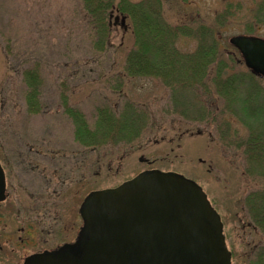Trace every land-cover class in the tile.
I'll return each mask as SVG.
<instances>
[{
	"label": "rangeland",
	"instance_id": "1",
	"mask_svg": "<svg viewBox=\"0 0 264 264\" xmlns=\"http://www.w3.org/2000/svg\"><path fill=\"white\" fill-rule=\"evenodd\" d=\"M240 1L244 6L253 2ZM224 2L164 0L163 5L166 19L173 25L183 21L184 11L194 10L213 26L214 11ZM84 16L81 0H0V157L20 163L25 155L18 151L39 149L42 154L36 157L31 151L30 159L45 164V176L49 168L55 169L57 208H67L77 223L81 222L79 207L85 192L117 186L144 169L182 174L203 188L221 216L232 264L253 261L264 246L263 227L255 228L252 218L256 197L264 191V170L251 164L242 148L229 144L245 140L250 129L202 88L198 89L200 100L194 90L181 88L182 83L173 84L176 93L153 77H136L127 84L123 79L121 83L126 53L134 46L133 34L124 32L118 23L110 44L99 50ZM239 19L237 14L220 32L228 45L226 56L229 52L238 58L229 70L242 79L239 72L248 69L229 41L233 35L246 33ZM257 34L264 37V26ZM178 46L192 51L196 41L180 39ZM26 69H37L41 77V109L36 113L29 111L25 98ZM259 79L255 85L239 80L238 100L251 102L240 112L245 120L259 124L256 131L262 134L264 78ZM128 102L148 118L138 138L98 149L86 148L75 139L68 107L80 110L93 122L98 108L115 105L119 112ZM200 106L202 111H198ZM226 120L232 129L230 137L222 128ZM25 175L27 179L41 176L32 171Z\"/></svg>",
	"mask_w": 264,
	"mask_h": 264
},
{
	"label": "trees",
	"instance_id": "2",
	"mask_svg": "<svg viewBox=\"0 0 264 264\" xmlns=\"http://www.w3.org/2000/svg\"><path fill=\"white\" fill-rule=\"evenodd\" d=\"M81 1L84 17L91 26L97 49L103 50L110 44L112 29L118 23L124 32L130 30L133 34L134 46L126 53L124 68L120 74L121 83L124 82L123 79L127 84L136 77H153L165 82L174 89V93L177 90L173 84L182 83L181 88L194 90L200 100L199 88L206 93L210 92V96H213L211 100L222 101L224 111L239 122H244L250 129L245 140H231L229 144L242 148L249 162L256 163V166L264 170V133L259 134L256 131L259 124L245 120L240 112V108L251 106V102L238 100L241 91L239 80L244 79L248 84L255 85L256 80L260 79L249 70L239 72L242 79L238 78L237 72L229 70L230 65L238 58L234 59L229 52L226 56L228 45L220 32V29L230 26L231 20L238 14L244 32L257 33L264 26V0H253L246 6L240 0H224V5L214 11L213 26L204 21L200 11L194 13V10L184 11L183 21L176 25L171 24L164 13V0ZM184 38H193L196 41L195 49H181L178 42ZM24 80L28 87L25 96L28 109L30 112H39L40 74L37 69H26ZM238 103L242 106L237 107ZM198 111H202L201 106ZM67 112L75 124V139L86 148L92 149L112 142L135 140L148 119L131 102L125 103L119 112L115 105L112 108H98L93 122H89L80 110L68 107ZM222 128L225 135L230 137L232 129L228 120L222 122ZM260 193L261 196L255 200L256 207L252 210V218L255 228L259 226L264 230V191ZM248 264H264V246L259 247L256 257Z\"/></svg>",
	"mask_w": 264,
	"mask_h": 264
},
{
	"label": "water",
	"instance_id": "3",
	"mask_svg": "<svg viewBox=\"0 0 264 264\" xmlns=\"http://www.w3.org/2000/svg\"><path fill=\"white\" fill-rule=\"evenodd\" d=\"M252 73L264 77V37L233 35ZM0 165V199L4 192ZM76 240L25 264H230L220 216L194 180L147 170L117 188L90 193Z\"/></svg>",
	"mask_w": 264,
	"mask_h": 264
},
{
	"label": "flooded vegetation",
	"instance_id": "4",
	"mask_svg": "<svg viewBox=\"0 0 264 264\" xmlns=\"http://www.w3.org/2000/svg\"><path fill=\"white\" fill-rule=\"evenodd\" d=\"M31 151L36 157L42 154L39 149L18 151L25 155L20 163L0 157L4 174V196L0 199V264H25L33 255L64 247L75 241L83 225L84 218L80 213L82 202L79 207L80 223L73 220L67 208L61 206L58 209L60 204L56 197L53 177L55 169L49 168L48 175L45 176V164L40 165L38 160L30 159L33 155ZM4 152L8 156L7 151ZM31 171L32 174H41L42 180L41 176L25 178V173L29 174ZM87 194L88 192H85L83 199ZM248 225L254 230L253 225ZM73 231L75 233L72 234ZM224 236L226 240L225 233Z\"/></svg>",
	"mask_w": 264,
	"mask_h": 264
}]
</instances>
